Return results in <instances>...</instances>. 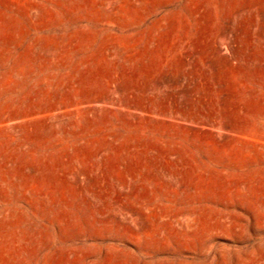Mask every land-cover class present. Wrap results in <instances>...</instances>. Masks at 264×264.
Returning a JSON list of instances; mask_svg holds the SVG:
<instances>
[{"label": "rangeland", "instance_id": "obj_1", "mask_svg": "<svg viewBox=\"0 0 264 264\" xmlns=\"http://www.w3.org/2000/svg\"><path fill=\"white\" fill-rule=\"evenodd\" d=\"M0 264H264V0H0Z\"/></svg>", "mask_w": 264, "mask_h": 264}]
</instances>
